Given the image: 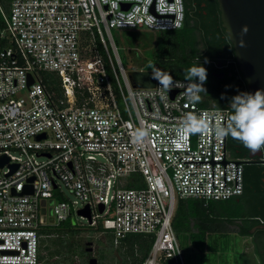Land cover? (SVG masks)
Masks as SVG:
<instances>
[{
  "label": "built area",
  "instance_id": "built-area-1",
  "mask_svg": "<svg viewBox=\"0 0 264 264\" xmlns=\"http://www.w3.org/2000/svg\"><path fill=\"white\" fill-rule=\"evenodd\" d=\"M6 1L8 11L0 0L1 36L11 44L0 50V158H8L0 165V264H40L39 229L85 206L88 225L114 243L128 234L153 238L139 264H184L172 224L178 199L219 201L243 192L244 163L216 134L229 110L207 103L205 91H186V79L174 78L180 83L168 91L158 79L152 87L133 85L111 33L178 29L184 0ZM42 72L56 76L57 89L46 86ZM138 130L148 133L140 143ZM25 185L32 192L20 194Z\"/></svg>",
  "mask_w": 264,
  "mask_h": 264
},
{
  "label": "trees",
  "instance_id": "trees-1",
  "mask_svg": "<svg viewBox=\"0 0 264 264\" xmlns=\"http://www.w3.org/2000/svg\"><path fill=\"white\" fill-rule=\"evenodd\" d=\"M5 11H8V2L1 0ZM184 21L183 25L178 29L163 30L161 31L158 41L154 45L153 56L151 62L147 68L156 72L157 76L162 77L163 74H170L173 78L185 79L186 70L193 66H203L207 69L210 64H216L217 60L222 59L227 61L229 65L228 71L232 76L229 78L230 83L235 86L238 92H246V83L243 80L240 72L238 71L237 64L235 62V56L233 47L228 40L227 34L224 32L223 27L220 25V18L216 4L214 5V11L216 12L217 23L216 26L207 27L201 25L198 30L200 34H196V25L194 24L196 12L194 10V0H184ZM5 24L2 13L0 12V50L10 46V42L1 36ZM222 34L225 37H222ZM198 38L200 40H198ZM203 45L199 46V42ZM42 77L46 86L49 88H56L57 84L56 76L51 72H42ZM216 107H225L223 103H216ZM228 148V147H227ZM231 153V151H230ZM232 155V153H231ZM233 156V155H232ZM234 157V156H233ZM235 158V157H234ZM260 174L256 165L244 164V187L243 192L239 196H234L226 200L208 201L198 199H178L175 213L173 216L172 224L175 218L181 214L183 217V223H185V229L190 233L192 242L195 248L203 250L204 246L200 237L196 239V234L192 233L193 225L199 223L201 228L206 225L209 219H218V217L212 215L205 210L206 207L216 208L218 204L225 203L230 199L238 202L242 205V209L247 208L249 204L250 209H256L257 205H263L264 201H258L257 195L254 193L253 188L256 187L258 177ZM133 186L134 184H130ZM140 185V184H139ZM138 184L135 186H139ZM238 199V201H237ZM243 199V201H242ZM241 209V210H242ZM238 211L235 215L227 216L232 220L234 217L242 216L244 211ZM264 219V214L260 217ZM69 218L58 223L57 225H46L39 229L41 235H56L52 238L53 249L49 250L47 255L41 254V245L39 243V260L43 264H73L72 255L69 251H72V245L66 239L65 234L71 231L73 227L68 225ZM64 225L65 230H53L57 226ZM174 228V225H173ZM184 228V226H183ZM101 230V228H98ZM52 231H54L52 233ZM245 233V231L243 232ZM109 242L113 244V238L110 234ZM202 238V237H201ZM153 238L143 234H128L120 240V246L124 248V252L131 258L130 264H139L147 255ZM48 248V246L46 247ZM74 249V248H73ZM75 252V251H73ZM136 253L139 254L136 255ZM55 256L56 259L49 261L48 257ZM127 264V263H123Z\"/></svg>",
  "mask_w": 264,
  "mask_h": 264
},
{
  "label": "rangeland",
  "instance_id": "rangeland-1",
  "mask_svg": "<svg viewBox=\"0 0 264 264\" xmlns=\"http://www.w3.org/2000/svg\"><path fill=\"white\" fill-rule=\"evenodd\" d=\"M111 33L118 47L121 62L128 73L138 70L141 66L148 69L147 66L153 56L154 45L158 41L161 31L146 28L140 30L113 28ZM133 49H136V51ZM60 188L69 201L74 198L71 192L61 183ZM55 196L58 198L56 194ZM77 207L81 206L78 205ZM241 207V204L230 199L225 203L218 204L216 208L206 207L205 210L220 218L235 215L242 209ZM72 209L68 225L73 227V229L68 231L65 236L67 241L72 245V251L69 252L72 255L73 264H88V256L85 255L87 241H92L91 253L97 260L96 264L131 263V258L124 252V248L120 246V242H113L111 244L107 236L110 233H101L99 229L89 226L87 219H82L77 215L76 207ZM50 218L51 216L47 214V221ZM173 225L184 264H244L243 262L241 263L239 254L244 251V245L249 250L251 243L249 238L244 240L243 237L235 235L231 230L226 233H223L222 230H215L209 235L210 245L207 246L206 252L201 254L194 247L190 233L185 229V223H183L181 214L175 218ZM63 226L62 224L53 230L60 228V230H65ZM55 236V234L49 237L41 235V254L47 255L49 250L53 249L54 246L51 239ZM47 246L48 248H46ZM219 251H224L225 253H220ZM136 255L139 256L138 253ZM54 259H56L55 256L48 257L49 261H53ZM246 264L252 263L246 261Z\"/></svg>",
  "mask_w": 264,
  "mask_h": 264
},
{
  "label": "flooded vegetation",
  "instance_id": "flooded-vegetation-1",
  "mask_svg": "<svg viewBox=\"0 0 264 264\" xmlns=\"http://www.w3.org/2000/svg\"><path fill=\"white\" fill-rule=\"evenodd\" d=\"M215 4L218 12V17L220 18L217 0H194V10L196 12L194 24L197 26V35L200 34L198 28H200L201 25L210 28L214 25L216 26L217 16L216 12L214 11ZM222 37H225V35L222 34ZM198 40L200 39L198 38ZM198 44L199 46L203 45L202 42H199ZM228 69L229 65L227 61L220 58L219 60H217L216 64H210L208 67V75L207 80L204 84V88L206 90L205 95L207 103H211L212 105H216L217 102L223 103L224 105H226L225 108L229 110L230 117L233 114V111L231 109L232 98L240 94L241 92H238L235 86L230 83L229 78L232 76V73L229 72ZM246 92L248 93L247 87ZM226 146L231 151L232 155L242 161L244 164H253L257 166L260 174L257 175L258 181L256 187L253 188V191L258 197V201H264L263 147L258 152L254 153L246 148L241 141L233 139L230 135L226 137ZM247 206V208L245 207V209L241 210L246 213H244L242 216L234 217L232 218V220H229L230 218H228L227 216L220 217L218 219H209L206 225L202 228L199 223L194 224L192 233L197 235L196 239L200 237V242H202V245L204 246L203 250H199L196 248L198 252L201 254H204L206 252L207 246L210 245L209 235L212 232H214L215 230H222L223 233H226L231 230L235 235L243 237L244 240L246 238H249L251 240L249 250L246 249L247 247L244 245V251L239 254L241 263L243 262L244 264H246L247 261L252 264H264V226L258 227L260 225H264V219L260 218L264 214V206L261 204L257 205L256 209H250L249 204ZM252 229L253 232H250V230ZM244 231L245 233H243ZM91 245L92 243L90 244V247H92ZM219 252L225 253L224 251ZM85 255L88 256L87 259H89L90 257H94L92 256L93 254L91 253V251L85 250Z\"/></svg>",
  "mask_w": 264,
  "mask_h": 264
},
{
  "label": "water",
  "instance_id": "water-1",
  "mask_svg": "<svg viewBox=\"0 0 264 264\" xmlns=\"http://www.w3.org/2000/svg\"><path fill=\"white\" fill-rule=\"evenodd\" d=\"M220 12L221 25L228 36L235 61L238 65L239 72L246 83L248 93H255L257 90H264V0H217ZM247 26L249 31L242 35V29ZM241 40L244 41V47H241ZM238 54V56L236 55ZM155 71H135L129 74L130 80L135 86L152 87L155 83ZM33 82L31 75H28V85ZM43 137L39 135L38 138ZM264 149V147H263ZM8 158L2 156L0 165L7 162ZM16 164L11 165V171H14ZM33 178H29L31 181ZM32 187L25 185L20 194L31 193ZM44 200L41 204L44 205ZM53 200L50 199L48 204L51 205ZM103 206L99 207V211ZM41 212L45 213L44 206ZM51 206L47 209V214L51 216ZM90 221V213L87 206L79 209L77 212ZM44 220V216L41 217ZM51 216L49 221H52ZM260 225L258 227H263ZM253 232V229L250 230ZM86 242V251H92L90 244ZM95 257L88 259V264H96Z\"/></svg>",
  "mask_w": 264,
  "mask_h": 264
},
{
  "label": "clouds",
  "instance_id": "clouds-1",
  "mask_svg": "<svg viewBox=\"0 0 264 264\" xmlns=\"http://www.w3.org/2000/svg\"><path fill=\"white\" fill-rule=\"evenodd\" d=\"M248 27L242 29V35L247 34ZM241 47H244V41L241 40ZM238 56V54L236 53ZM160 85L165 91L172 87L178 86L180 82L175 81L170 74H163L162 77L155 75ZM186 91H206L204 84L207 80V69L202 65L193 66L186 70ZM195 80V83L191 81ZM198 81V82H197ZM231 109L233 114L228 118V122L223 127L216 129V134L220 138L229 135L239 140L243 145L252 152H258L264 147V90H257L253 93H240L232 98ZM189 125L195 123V117H187ZM203 125V122L201 121ZM206 128V125H203ZM199 131L200 129H194ZM148 135L146 130H138L134 137V142L140 143Z\"/></svg>",
  "mask_w": 264,
  "mask_h": 264
}]
</instances>
